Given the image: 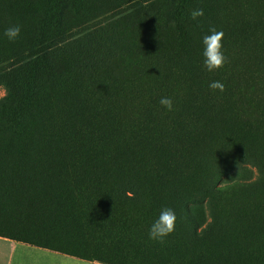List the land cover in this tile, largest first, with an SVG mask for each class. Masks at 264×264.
<instances>
[{
  "label": "trees",
  "instance_id": "16d2710c",
  "mask_svg": "<svg viewBox=\"0 0 264 264\" xmlns=\"http://www.w3.org/2000/svg\"><path fill=\"white\" fill-rule=\"evenodd\" d=\"M134 9L172 33L168 65L191 69L174 106L184 114L178 149L170 125L153 132L163 94L135 109L145 61L135 56ZM194 9L204 15L193 20ZM11 25L21 28L14 42ZM213 27L237 65L223 92L205 76L202 38ZM0 85V132L10 137L0 141V212L36 237L0 235L95 264H264V223H227V207L200 223L184 194L194 192L188 164L208 151L223 170L209 190L250 184L230 179L250 155L229 134L236 141L264 123V0H0ZM169 203L175 231L149 239Z\"/></svg>",
  "mask_w": 264,
  "mask_h": 264
},
{
  "label": "rangeland",
  "instance_id": "374dc122",
  "mask_svg": "<svg viewBox=\"0 0 264 264\" xmlns=\"http://www.w3.org/2000/svg\"><path fill=\"white\" fill-rule=\"evenodd\" d=\"M133 12L131 20H133L135 28V56L141 54L142 60L145 61L141 67L135 69V109L139 103L149 104V99L154 101L156 94H163L162 97L172 98V111L164 110L160 114H154L156 126L153 132L156 134L162 127L170 125L171 129L175 131L170 139L173 144L171 147L176 146L175 149H178L180 142H176L180 137L178 133L181 132L179 124L184 121V114L174 106L179 105L180 91L187 85L185 81L191 75V69L185 68L179 74L176 70L178 69L176 64L170 67L168 65L169 55L172 48L177 47L172 33L163 26L159 27L158 23L153 20L152 14L138 13L136 9ZM163 21L165 18L161 19L160 22L163 23ZM226 57L227 63L223 68L213 72L206 70L205 74L207 77L215 76L217 79L214 78V80L225 83L224 86L237 79L235 76L237 65L229 56ZM162 77L166 81V85H162ZM4 94L5 88L0 85V98ZM229 137L235 143L234 147L241 144L238 141H244V146L250 155L244 164V169H241L239 163L235 167L233 166L234 170L230 172V179H240L236 177L244 176L250 184L244 191H241L236 186L237 184L222 193L209 190L208 185L215 182L223 170L217 158L212 156L211 151H208V154L202 155L204 159L200 160L202 161L200 164L204 162L202 168L199 167V160L196 161L198 164H188V181L193 185L191 188L194 192L184 193L187 195L186 202L192 207L193 213L200 223H217L218 220H221L216 216L218 215L217 211L225 207L227 209L223 216L227 220L230 219L227 223H264V190L261 192L257 190L259 188L256 184L257 177L264 181V123H261L260 127L253 125L248 133L236 138V141L234 140V133L229 134ZM9 138L6 131L0 132V141L6 142ZM159 151H162L166 158L171 155L168 147L166 149L160 148ZM224 180L223 178L222 181ZM224 200H228L230 205H223ZM169 208L176 210V207L170 206V203ZM6 218H8L6 212H0V232L27 238L36 237V230L33 227L30 228L25 223L6 220ZM37 258L35 254H27L22 257L19 253H15L13 264H23L22 262L26 260L31 262L34 260V264H42L39 263L40 257ZM29 261L26 264H32ZM53 262L59 264L57 261ZM53 262L49 264H54ZM92 262L96 263L94 258H92Z\"/></svg>",
  "mask_w": 264,
  "mask_h": 264
},
{
  "label": "clouds",
  "instance_id": "9594fccd",
  "mask_svg": "<svg viewBox=\"0 0 264 264\" xmlns=\"http://www.w3.org/2000/svg\"><path fill=\"white\" fill-rule=\"evenodd\" d=\"M204 15L203 9H194L190 16L193 20ZM21 34L19 25H11L5 29L4 35L10 40L15 41ZM223 31H218L216 28H210L209 34L202 38L204 57V67L209 72L223 68L227 63V57L223 52ZM209 88L213 91L219 90L223 92L225 86L220 81H213L209 84ZM162 107L168 111L173 110V100L170 97H162L159 101ZM177 217L174 209L165 207L161 210L158 218L151 224L149 228V239L163 243L165 238L175 231Z\"/></svg>",
  "mask_w": 264,
  "mask_h": 264
},
{
  "label": "crops",
  "instance_id": "0c3cea01",
  "mask_svg": "<svg viewBox=\"0 0 264 264\" xmlns=\"http://www.w3.org/2000/svg\"><path fill=\"white\" fill-rule=\"evenodd\" d=\"M15 253L22 257L27 254H35L42 264L57 261L59 264H94L92 261L83 260L58 251L33 246L15 239L0 235V264H13ZM37 258V259H38ZM27 261L22 262L26 264ZM34 261V260H33ZM29 261L34 264V262ZM54 263V262H53ZM56 264V263H54Z\"/></svg>",
  "mask_w": 264,
  "mask_h": 264
}]
</instances>
